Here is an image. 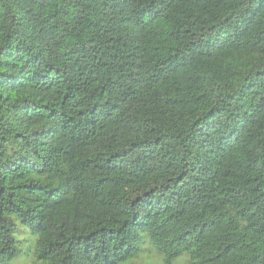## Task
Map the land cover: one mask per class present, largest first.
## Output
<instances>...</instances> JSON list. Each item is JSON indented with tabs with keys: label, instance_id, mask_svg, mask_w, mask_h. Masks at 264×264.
Segmentation results:
<instances>
[{
	"label": "trees",
	"instance_id": "16d2710c",
	"mask_svg": "<svg viewBox=\"0 0 264 264\" xmlns=\"http://www.w3.org/2000/svg\"><path fill=\"white\" fill-rule=\"evenodd\" d=\"M18 259L264 264V0H0Z\"/></svg>",
	"mask_w": 264,
	"mask_h": 264
},
{
	"label": "rangeland",
	"instance_id": "374dc122",
	"mask_svg": "<svg viewBox=\"0 0 264 264\" xmlns=\"http://www.w3.org/2000/svg\"><path fill=\"white\" fill-rule=\"evenodd\" d=\"M26 233L28 234V232L26 231ZM29 235V234H28ZM28 235H23L22 236V238L24 239V240H26L27 239V241L29 240V236ZM22 238H20L21 239V241L23 242V250H24V252H27V250H28V243H25V241L22 239ZM24 260L25 259H22V260H20V259H18V260H16V261H14V263L13 264H24ZM179 264H184V263H179Z\"/></svg>",
	"mask_w": 264,
	"mask_h": 264
},
{
	"label": "clouds",
	"instance_id": "9594fccd",
	"mask_svg": "<svg viewBox=\"0 0 264 264\" xmlns=\"http://www.w3.org/2000/svg\"><path fill=\"white\" fill-rule=\"evenodd\" d=\"M193 264H194V262H193Z\"/></svg>",
	"mask_w": 264,
	"mask_h": 264
}]
</instances>
